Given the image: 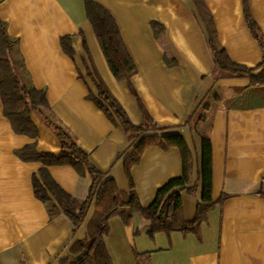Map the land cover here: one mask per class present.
Segmentation results:
<instances>
[{
	"label": "crops",
	"instance_id": "0c3cea01",
	"mask_svg": "<svg viewBox=\"0 0 264 264\" xmlns=\"http://www.w3.org/2000/svg\"><path fill=\"white\" fill-rule=\"evenodd\" d=\"M91 1L106 9L118 27L135 66L129 83L117 80L107 66L85 0H0V21L15 54L48 104L30 113L37 130L30 137L13 131L0 98V264H60L74 242L86 236L94 202L73 231L66 215L51 217L35 197L32 176L44 167L65 193L83 200L88 172L17 155L29 144L37 152L59 155L53 125L119 190H129L123 160L132 141L119 122L87 98L97 92L95 74L133 124L144 122V110L162 128L147 135L183 136L192 158L190 184L195 182V193L180 194L185 220L194 219L201 201V136L211 143V208L192 230L153 237L138 214L124 224L111 217L104 242L112 264H264V87L217 69L203 18H210L215 40L231 61L254 68L262 54L247 26L245 4L264 37V0H201L204 12L193 0ZM153 22L161 26L156 35ZM63 37L70 55L63 50ZM204 99V121L187 123ZM129 171L136 197L148 206L159 187L181 175L179 150L147 147Z\"/></svg>",
	"mask_w": 264,
	"mask_h": 264
},
{
	"label": "trees",
	"instance_id": "16d2710c",
	"mask_svg": "<svg viewBox=\"0 0 264 264\" xmlns=\"http://www.w3.org/2000/svg\"><path fill=\"white\" fill-rule=\"evenodd\" d=\"M197 9L203 10L201 0H193ZM246 3V0H244ZM85 12L91 27L97 37L107 66L113 76L119 81H127L135 73V66L128 54L114 19L106 9L91 0H85ZM204 15V13H203ZM208 33V43L211 49L213 61L217 69L228 74L244 76L249 79L250 86L264 87V37L257 25L251 20L246 10L245 19L250 33L261 49V62L254 68H248L242 64L231 61L225 50L218 46L215 40V31L211 26L210 18L203 16ZM155 35L161 30V26L153 22L151 24ZM14 41L7 35L4 24L0 21V98L3 103V113L11 123L15 133L34 137L37 134L36 127L30 119L32 111L39 108H47V100L43 90L34 88L23 68L22 61L15 54ZM63 50L71 54L68 38H61ZM96 94L89 93L87 98L105 113L111 121H117L125 130L132 141L130 152L124 157L123 166L128 178L129 190L121 191L117 188L112 178H105V174L99 172L88 161L87 154L80 149L72 139L60 127L53 124L57 135L61 152L53 153L37 152L34 144H29L17 155L25 161H40L44 165L69 164L82 174L85 170L90 176L88 194L83 200L65 193L51 178L46 168H40L32 176L33 193L37 199L43 202L48 214L52 217L57 213L66 215L72 223L73 231L84 222L87 212L94 202V210L86 225V236L77 240L70 248V253L60 264H112L111 258L105 246L104 237L108 233V221L111 217H119L123 224L127 223L135 214L140 215L148 222V235L153 237L156 232L169 234L172 231L187 232L202 219L206 211L213 205L211 199V143L207 136H201V162L199 180L202 185L201 201L197 203V213L194 219L185 220L182 212V195L195 190V182L190 184L192 176V158L190 150L180 134L171 135H147L148 132H158L162 128L148 117L143 110L144 122L133 124L123 107L110 93L103 81L94 75ZM130 85V84H129ZM199 108L195 110L187 121H193L195 125L204 121L201 111L207 105L204 99ZM168 148L174 146L179 150L182 161V173L180 176L169 179L159 187L153 201L148 206H142L134 191L130 169L139 162L143 151L150 146Z\"/></svg>",
	"mask_w": 264,
	"mask_h": 264
},
{
	"label": "rangeland",
	"instance_id": "374dc122",
	"mask_svg": "<svg viewBox=\"0 0 264 264\" xmlns=\"http://www.w3.org/2000/svg\"><path fill=\"white\" fill-rule=\"evenodd\" d=\"M191 193H195V191H192Z\"/></svg>",
	"mask_w": 264,
	"mask_h": 264
}]
</instances>
